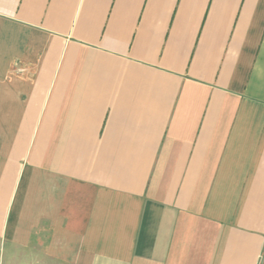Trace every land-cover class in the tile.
Instances as JSON below:
<instances>
[{
	"label": "crops",
	"instance_id": "obj_1",
	"mask_svg": "<svg viewBox=\"0 0 264 264\" xmlns=\"http://www.w3.org/2000/svg\"><path fill=\"white\" fill-rule=\"evenodd\" d=\"M0 264H264V0H0Z\"/></svg>",
	"mask_w": 264,
	"mask_h": 264
}]
</instances>
